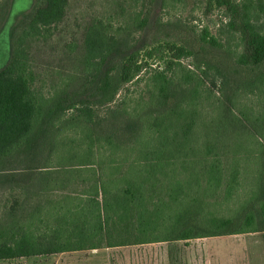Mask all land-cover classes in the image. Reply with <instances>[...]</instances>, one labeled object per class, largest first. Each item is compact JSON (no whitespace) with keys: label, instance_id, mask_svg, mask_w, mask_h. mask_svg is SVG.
Segmentation results:
<instances>
[{"label":"trees","instance_id":"trees-1","mask_svg":"<svg viewBox=\"0 0 264 264\" xmlns=\"http://www.w3.org/2000/svg\"><path fill=\"white\" fill-rule=\"evenodd\" d=\"M70 1L35 0L8 33L0 261L264 231V107L238 106L242 95L264 99V0H207L238 35L234 65L262 69L235 82L205 48L216 37L204 30L196 49L185 47L176 23L151 21L157 0H111L112 14L88 15L63 43L68 68L41 77L33 52L54 38ZM7 10L0 0V22ZM232 201L231 216L215 213ZM156 230L164 235L139 238Z\"/></svg>","mask_w":264,"mask_h":264},{"label":"rangeland","instance_id":"rangeland-1","mask_svg":"<svg viewBox=\"0 0 264 264\" xmlns=\"http://www.w3.org/2000/svg\"><path fill=\"white\" fill-rule=\"evenodd\" d=\"M35 0H8L7 15L0 22V66L9 56L8 33L17 22L22 12L30 10ZM132 4L127 0V5ZM151 11V21L164 23L170 20L176 25L172 26V35L176 42L183 46L198 47L197 40L205 30L207 38H217L216 46H205L214 61V65L226 73H231L232 80L240 81L252 79L255 73L234 65L235 55L242 47L238 38L230 28L225 27L228 21L224 9L212 4L207 10V0H181L172 7L159 9L160 2ZM136 11H139L138 1ZM117 8L111 4V0H71L65 22L59 27L51 41L37 46V52H33L36 73L46 76L51 69L68 68V62L61 60L63 43L71 39H78L83 29L84 20L88 15L112 14ZM264 23V18L262 19ZM161 31V30H160ZM219 31L221 32L219 34ZM157 31H150V35ZM179 43V44H181ZM219 44V46H218ZM194 47V49H196ZM190 59L183 60L185 65ZM47 86V85H46ZM45 86L44 91H47ZM219 86L214 87L216 91ZM238 106L243 111L260 112L264 107V99L258 93L242 95L238 99ZM248 110H246V109ZM246 183L243 182L241 195L237 200L246 198ZM3 197L0 194V201ZM237 202L221 205V209L215 213L220 216H231V212L237 208ZM0 202V207H1ZM237 205V206H236ZM232 209V211H231ZM163 230L145 232L140 239L148 237H162ZM130 235H125V241H130ZM0 264H264V231L240 235L221 237H208L187 241L143 244L118 248H101L80 252H66L62 254L19 258L0 261Z\"/></svg>","mask_w":264,"mask_h":264}]
</instances>
